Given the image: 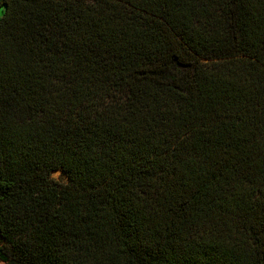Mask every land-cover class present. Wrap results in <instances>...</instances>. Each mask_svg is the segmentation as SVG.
Instances as JSON below:
<instances>
[{
  "label": "trees",
  "instance_id": "1",
  "mask_svg": "<svg viewBox=\"0 0 264 264\" xmlns=\"http://www.w3.org/2000/svg\"><path fill=\"white\" fill-rule=\"evenodd\" d=\"M1 7L0 264H264V0Z\"/></svg>",
  "mask_w": 264,
  "mask_h": 264
},
{
  "label": "rangeland",
  "instance_id": "2",
  "mask_svg": "<svg viewBox=\"0 0 264 264\" xmlns=\"http://www.w3.org/2000/svg\"><path fill=\"white\" fill-rule=\"evenodd\" d=\"M4 14V7L0 8V18L2 17V15ZM52 179L55 180L56 182L60 183V184H66L68 183L69 179L67 177V175H65L63 173L62 170H56L52 173L51 175Z\"/></svg>",
  "mask_w": 264,
  "mask_h": 264
}]
</instances>
